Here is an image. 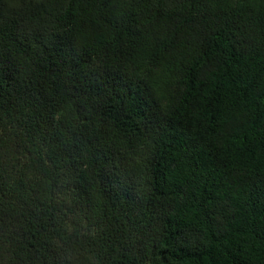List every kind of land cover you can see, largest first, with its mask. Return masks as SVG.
Wrapping results in <instances>:
<instances>
[{"label": "trees", "instance_id": "trees-1", "mask_svg": "<svg viewBox=\"0 0 264 264\" xmlns=\"http://www.w3.org/2000/svg\"><path fill=\"white\" fill-rule=\"evenodd\" d=\"M0 264H264V0H0Z\"/></svg>", "mask_w": 264, "mask_h": 264}]
</instances>
